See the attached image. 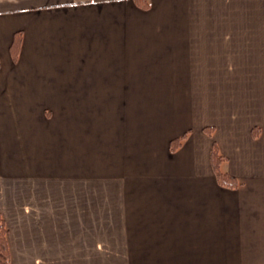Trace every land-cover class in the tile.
Returning a JSON list of instances; mask_svg holds the SVG:
<instances>
[{
	"label": "crops",
	"instance_id": "obj_1",
	"mask_svg": "<svg viewBox=\"0 0 264 264\" xmlns=\"http://www.w3.org/2000/svg\"><path fill=\"white\" fill-rule=\"evenodd\" d=\"M148 2L0 0L10 264H264V0Z\"/></svg>",
	"mask_w": 264,
	"mask_h": 264
},
{
	"label": "trees",
	"instance_id": "obj_2",
	"mask_svg": "<svg viewBox=\"0 0 264 264\" xmlns=\"http://www.w3.org/2000/svg\"><path fill=\"white\" fill-rule=\"evenodd\" d=\"M136 2L142 8H148L149 6L148 0H136ZM19 40H20L19 35H16L12 43V48L14 50V57L19 47V42H20ZM204 130L209 136H212V131H213L212 127H205ZM184 136L185 135H182L180 137L172 139L170 141V149L176 150L181 145ZM210 160L217 182L220 185L228 188H236L239 182L236 177L230 175L228 172H226L223 169L222 165L225 160V156L222 155V153L219 151L218 145L215 141H213L211 144ZM6 233H7V228L5 225V221L2 215L0 214V264H10V254L6 239Z\"/></svg>",
	"mask_w": 264,
	"mask_h": 264
}]
</instances>
